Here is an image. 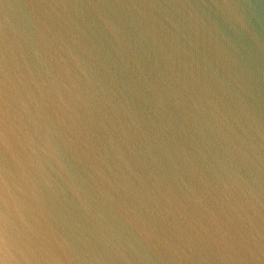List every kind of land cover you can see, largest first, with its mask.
I'll list each match as a JSON object with an SVG mask.
<instances>
[{"label": "water", "instance_id": "obj_1", "mask_svg": "<svg viewBox=\"0 0 264 264\" xmlns=\"http://www.w3.org/2000/svg\"><path fill=\"white\" fill-rule=\"evenodd\" d=\"M0 264H264V0H0Z\"/></svg>", "mask_w": 264, "mask_h": 264}]
</instances>
